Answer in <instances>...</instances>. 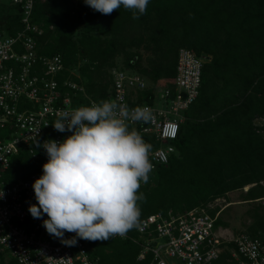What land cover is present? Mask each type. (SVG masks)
Returning a JSON list of instances; mask_svg holds the SVG:
<instances>
[{
	"label": "trees",
	"instance_id": "obj_1",
	"mask_svg": "<svg viewBox=\"0 0 264 264\" xmlns=\"http://www.w3.org/2000/svg\"><path fill=\"white\" fill-rule=\"evenodd\" d=\"M20 17L18 5L0 0V34H15ZM32 22L42 31L36 38L39 54H60L66 68L78 63V54L86 60L79 66V78L68 71L57 77L60 85L66 77L84 85L88 97L76 93L74 105L107 97L110 77L107 73L104 79L103 69L118 64L116 57L152 83L169 85L180 47L208 57L199 94L184 111L173 140L178 153L139 189L145 197L140 219L206 207L247 185L243 200L264 196V0H150L139 19L122 6L103 15L84 0H33ZM140 49L151 53L145 66ZM153 100V88L138 93V103ZM45 163L24 149L12 157L5 175L24 179L32 172L43 173ZM217 209L208 211L214 215ZM250 214L253 220L246 232L264 233V209L257 204ZM215 225L226 226L219 217ZM127 234L136 237L137 231ZM86 242L98 264H148L151 258L149 254L138 261L140 246L130 239Z\"/></svg>",
	"mask_w": 264,
	"mask_h": 264
},
{
	"label": "built area",
	"instance_id": "obj_2",
	"mask_svg": "<svg viewBox=\"0 0 264 264\" xmlns=\"http://www.w3.org/2000/svg\"><path fill=\"white\" fill-rule=\"evenodd\" d=\"M19 6L21 27L15 34H0V264H98L90 256L86 240L77 238L75 246L62 243L42 226L28 211L36 204L33 183L43 173L32 172L26 178L10 179L5 173L11 159L26 150L33 159L47 162L46 151L36 147L46 140L61 142L70 132L60 133L52 124L62 114H70L81 106L74 105L76 93L87 96L82 83L66 77L61 85L58 75L74 72L79 64L66 68L60 54L43 55L37 52V36L41 29L32 22L33 0H9ZM207 56L180 47L172 84L152 83L144 75L121 64L109 68L110 85L103 100H118L129 108L148 107L154 118L147 124L130 123L143 136L154 141L150 160L153 177L159 165H166L177 154L173 140L177 138L184 111L195 101L201 84V71ZM61 86L66 87L62 91ZM154 90L152 103H138V93ZM148 143L147 139L143 138ZM263 184V181H260ZM142 185H145L142 183ZM250 185L244 186L247 190ZM264 208V196L251 200ZM207 207L196 206L183 213H153L141 219L137 236L126 234L140 246L136 259L148 264H264V233L251 235L241 232L227 236L215 222ZM75 237L65 233L63 240Z\"/></svg>",
	"mask_w": 264,
	"mask_h": 264
},
{
	"label": "clouds",
	"instance_id": "obj_3",
	"mask_svg": "<svg viewBox=\"0 0 264 264\" xmlns=\"http://www.w3.org/2000/svg\"><path fill=\"white\" fill-rule=\"evenodd\" d=\"M150 0H84L96 12L110 15L121 6L139 19ZM148 107L129 108L118 100H101L60 115L52 124L60 133L70 132L61 142L46 140L37 148L47 153L43 174L32 187L36 204L28 211L62 243L75 246L77 238L108 241L140 229L145 199L139 192L153 170L152 145L130 123H149ZM4 193L0 191V198ZM75 237L63 240L65 233Z\"/></svg>",
	"mask_w": 264,
	"mask_h": 264
},
{
	"label": "rangeland",
	"instance_id": "obj_4",
	"mask_svg": "<svg viewBox=\"0 0 264 264\" xmlns=\"http://www.w3.org/2000/svg\"><path fill=\"white\" fill-rule=\"evenodd\" d=\"M4 1L8 2L9 0ZM73 31L75 37H78L79 29L77 28ZM140 51L142 53L141 64L145 66L147 64L146 58L147 56H151V53L144 49H140ZM77 61L78 63L75 65H81L86 62V60L82 58L79 54ZM115 62L118 64H122L121 56L116 57ZM109 68L110 67H105L103 69V72L105 74L104 79L106 80L108 79L107 73L109 71ZM74 72H78V74L80 75V69L78 71L74 70ZM244 192L245 189L243 188L230 191L227 193L226 198L219 197L217 199H214L213 201H210L206 206L210 209L218 208V217L226 225L221 227L224 229V232L227 236H229L230 234L235 235L241 232H246L248 226L253 220L252 214H250V210H252L253 207L257 206V204L252 201L243 200L242 198Z\"/></svg>",
	"mask_w": 264,
	"mask_h": 264
},
{
	"label": "crops",
	"instance_id": "obj_5",
	"mask_svg": "<svg viewBox=\"0 0 264 264\" xmlns=\"http://www.w3.org/2000/svg\"><path fill=\"white\" fill-rule=\"evenodd\" d=\"M184 114V113H183ZM184 120H185V116H184ZM183 122V121H182ZM177 153H178V150H177Z\"/></svg>",
	"mask_w": 264,
	"mask_h": 264
}]
</instances>
